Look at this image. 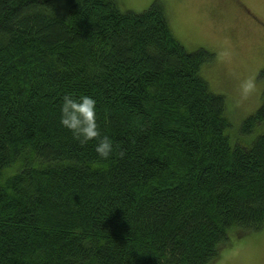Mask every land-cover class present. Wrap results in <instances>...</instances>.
Instances as JSON below:
<instances>
[{
    "label": "trees",
    "instance_id": "16d2710c",
    "mask_svg": "<svg viewBox=\"0 0 264 264\" xmlns=\"http://www.w3.org/2000/svg\"><path fill=\"white\" fill-rule=\"evenodd\" d=\"M214 58L159 2L0 0V264H212L262 232L264 135L232 144ZM65 94L96 100L110 158L61 125ZM262 124L264 93L239 132Z\"/></svg>",
    "mask_w": 264,
    "mask_h": 264
},
{
    "label": "rangeland",
    "instance_id": "374dc122",
    "mask_svg": "<svg viewBox=\"0 0 264 264\" xmlns=\"http://www.w3.org/2000/svg\"><path fill=\"white\" fill-rule=\"evenodd\" d=\"M122 12L140 14L164 5L173 34L188 52L205 49L214 61L202 69L211 91L225 98L232 144H251L264 135L239 132L262 105L264 93V0H115ZM212 264H264V230L234 233Z\"/></svg>",
    "mask_w": 264,
    "mask_h": 264
},
{
    "label": "clouds",
    "instance_id": "9594fccd",
    "mask_svg": "<svg viewBox=\"0 0 264 264\" xmlns=\"http://www.w3.org/2000/svg\"><path fill=\"white\" fill-rule=\"evenodd\" d=\"M60 123L72 132L73 137L81 144L94 141L95 151L102 159L113 154V143L110 136L102 134L98 125L96 100L88 95L78 98L65 94L60 108ZM124 155L123 152L120 153Z\"/></svg>",
    "mask_w": 264,
    "mask_h": 264
}]
</instances>
